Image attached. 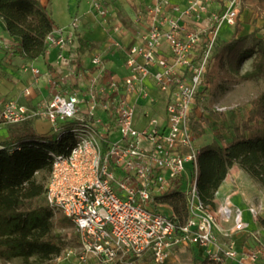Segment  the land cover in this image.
Returning a JSON list of instances; mask_svg holds the SVG:
<instances>
[{
    "label": "built area",
    "instance_id": "obj_1",
    "mask_svg": "<svg viewBox=\"0 0 264 264\" xmlns=\"http://www.w3.org/2000/svg\"><path fill=\"white\" fill-rule=\"evenodd\" d=\"M185 8L171 0H153L151 22L127 49L123 65L127 72L98 83L75 69L78 18L69 26L53 27L45 43L56 48L60 66L73 76L74 87L64 94L50 81L51 95L41 104L29 105L13 98L1 103L0 128L30 119L46 120L51 134H70L67 153H52L45 186L46 203L73 224L78 249L64 250V257L77 255L80 262L95 257L108 264H165L177 249L198 247L202 257L218 264H264V246L239 249L237 233L246 228L243 210L230 198L213 208L199 197L196 187L197 155L191 123L226 107L206 108L208 88L203 84L225 21L234 25L242 0H184ZM207 18V26H185L170 10L195 18ZM102 13V10H100ZM4 42L0 37V44ZM166 44V47H163ZM91 63L102 65L95 51ZM34 74L37 67L24 66ZM148 81L167 93L163 115L151 112L155 104ZM29 97L30 91L24 90ZM146 101L145 125L135 126L136 108ZM3 147L0 141V149ZM180 190L187 217L176 223L154 205L155 195L178 191V181L187 176ZM180 182V181H179ZM256 218L264 205H251ZM228 226H225L227 225Z\"/></svg>",
    "mask_w": 264,
    "mask_h": 264
},
{
    "label": "crops",
    "instance_id": "obj_2",
    "mask_svg": "<svg viewBox=\"0 0 264 264\" xmlns=\"http://www.w3.org/2000/svg\"><path fill=\"white\" fill-rule=\"evenodd\" d=\"M246 1V2H245ZM42 4H47L41 0ZM172 3L180 5V9L185 8L184 0H171ZM153 0H66V10L68 12V21L63 24H58L53 21V27H63L72 30L69 23L73 17L78 18L75 32L77 41L75 49H67L66 53H76L75 69L83 73L85 85L88 84L89 77H96L98 83H107L110 79L123 75L127 72L123 65V51L115 47V43L120 44L124 49H127L133 44L136 38L144 33L151 22L150 8ZM50 7V6H49ZM218 6L213 4L207 10L206 18H195L192 15H186L180 11L170 10L171 15L179 18L183 25H194L199 27L207 26V18L210 17ZM102 10V13H100ZM253 0H244L243 5L237 11V20L239 23V35H248V41L251 43L250 34L253 33ZM234 25H229L225 21L219 28L217 41L229 39L234 31ZM258 26V24H257ZM1 36V35H0ZM0 44V108L1 103L13 98L22 103L36 105L43 103L51 95L50 81L54 80L57 84V90L61 93H68L74 87V77L66 76L67 70L62 68L57 61L56 48L49 47L46 43L37 44L34 48L22 50V55H19L17 49L21 45V41L13 37L3 38ZM84 39L88 42H94L97 46L90 50L78 51V40ZM166 47V44H163ZM95 51H99L102 56V65L97 67L91 63V56ZM253 57H248L242 61L243 64L252 62ZM228 58L225 56L222 60V65L227 66ZM227 62V63H226ZM233 64V63H232ZM37 67L40 72L34 74L24 66ZM221 65V66H222ZM220 66V67H221ZM218 69V73L221 69ZM149 94L154 97L155 104L151 108V112L158 115H163L167 93L158 90L151 81H148ZM30 91L29 97L24 96V90ZM146 101L141 100L136 110L135 126L142 128L145 125L143 113L147 110ZM211 120V127H205L202 134L194 133V143L198 148L209 145L213 141L219 143L220 134L224 136V128H214L216 123L224 122L225 116L220 115L219 120H213L211 116H207ZM227 119V118H226ZM27 129L34 130L39 135H50V124L42 119H30L20 124H11L0 128V141L12 140L18 133ZM213 129H216L213 131ZM222 138V137H221ZM224 140V139H223ZM231 139L226 140L229 141ZM220 144V143H219ZM225 178L217 188L214 194V208L221 204L225 197H229L231 202L247 212L246 228L237 233L235 240L239 249L253 248V218L248 211V207L253 205V184L248 187L245 182L238 181L230 176L229 171ZM241 169V168H240ZM244 171V170H240ZM242 172L237 173V177H241ZM186 177L178 181V191L185 186ZM247 181V180H245ZM247 184V183H246ZM171 195H155L154 205L163 214L176 218V222H183L187 217V212H176L175 207H178L177 193ZM183 213V214H182ZM225 226H228L225 225ZM194 249L193 258L198 260L203 259L202 251L198 247L182 248V252L188 249ZM96 260L95 257H91ZM97 261V260H96ZM98 262V261H97ZM218 264L217 262H214ZM234 264V263H232Z\"/></svg>",
    "mask_w": 264,
    "mask_h": 264
},
{
    "label": "trees",
    "instance_id": "obj_3",
    "mask_svg": "<svg viewBox=\"0 0 264 264\" xmlns=\"http://www.w3.org/2000/svg\"><path fill=\"white\" fill-rule=\"evenodd\" d=\"M42 4L40 0H13L24 13L33 14L43 27L41 38L53 28L49 15V3ZM264 0H253V5H259ZM0 16H3L0 3ZM238 20L229 39L217 41L211 61L204 75L203 84L214 86L218 69L226 56L229 61L240 63L248 57H253L252 73H264V39L256 36V30L250 34L252 41L247 45L248 35H239ZM14 39L18 40L15 36ZM43 41V40H41ZM45 42H42V44ZM97 46L94 42L78 40V51L90 50ZM19 55L22 50L17 49ZM219 112H210L213 120H219ZM200 116L191 123L193 133L202 134L205 127H211V120ZM39 135L34 130L27 129L18 133L12 140L1 141L0 149V259L4 261L15 258L24 263H31L33 257L38 264H46L54 256H58L62 244L52 235L54 227H64L61 216H57L45 199L42 204L38 197L41 192L23 197L20 190L31 184L35 174L47 170L51 166L52 153H67L73 143L70 134L61 136ZM260 140L252 134L242 135L223 144L213 141L199 148L197 155L196 187L200 199L214 208V194L228 170L235 164L245 170L252 178L261 179L264 175V165L258 150ZM177 193L178 207L176 212L186 211L185 198ZM173 194V193H172ZM171 195V194H168ZM166 195V196H168ZM183 214V213H182ZM176 222V218H173ZM176 223H182L176 222ZM196 258L194 264H204Z\"/></svg>",
    "mask_w": 264,
    "mask_h": 264
},
{
    "label": "rangeland",
    "instance_id": "obj_4",
    "mask_svg": "<svg viewBox=\"0 0 264 264\" xmlns=\"http://www.w3.org/2000/svg\"><path fill=\"white\" fill-rule=\"evenodd\" d=\"M243 1L240 6L243 5ZM41 2V0H40ZM45 3V0H43ZM246 2V1H245ZM1 11L3 16H0V37H16L21 41L20 48L27 50L34 48L37 44L45 42V38H41L44 31L42 25L37 20L35 15L24 13L13 0H0ZM42 3V2H41ZM66 0H52L49 3V15L53 23L63 24L68 21V12L66 10ZM253 31L256 30V36L264 39V1L259 5H253L252 11ZM258 24V26H257ZM252 40V36H250ZM43 40V41H41ZM219 42V41H218ZM251 43L248 41V45ZM254 60V56L253 59ZM227 66L220 67L221 71L217 74V79L212 87L206 86L208 90V97L204 101L206 108L213 107V105L226 107V111L222 112L225 116L224 122L216 123L214 128H224L222 136L220 134L219 143L223 144L228 139H236L242 135L252 134L254 138H258V150L264 165V73L256 75L252 73V62L243 64L228 61ZM233 63V64H232ZM209 116V114H206ZM216 129H213V131ZM53 136H56L54 134ZM222 137V138H221ZM224 139V140H223ZM237 164L229 171L230 176L238 181L245 182V185L250 187L253 184V205H264V175L259 179L252 178L245 170ZM242 172V176L237 177V173ZM49 172L43 170L34 175L31 184L25 186L20 190L23 197L41 192L38 197L42 204H45V186L48 180ZM190 170L187 172L186 178H190ZM247 180V181H245ZM247 183V184H246ZM244 209V218H247V212ZM57 216H61L62 221L66 224L64 227H54L52 235L55 240L62 244L61 252L58 256L52 257L46 261V264H108L99 263L93 258H88L85 262H80L77 255L73 254L68 258L64 257V250L72 248L76 253L78 249V238L73 224L70 220L56 212ZM253 249L259 246H264V211L253 218ZM181 249L174 251L172 258L165 264H194L192 254L194 249L190 248L182 252ZM204 264H215L213 260L206 257L200 259ZM31 263H24L21 259L15 258L4 261L0 259V264H38L32 257ZM234 262H227L232 264ZM135 264H144L136 262ZM149 264V262L147 263ZM235 264V263H234Z\"/></svg>",
    "mask_w": 264,
    "mask_h": 264
}]
</instances>
